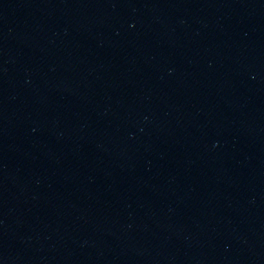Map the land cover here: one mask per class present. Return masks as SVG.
Returning <instances> with one entry per match:
<instances>
[{"label": "water", "instance_id": "1", "mask_svg": "<svg viewBox=\"0 0 264 264\" xmlns=\"http://www.w3.org/2000/svg\"><path fill=\"white\" fill-rule=\"evenodd\" d=\"M0 264H264V0H0Z\"/></svg>", "mask_w": 264, "mask_h": 264}]
</instances>
